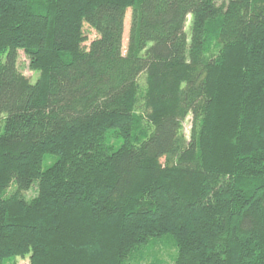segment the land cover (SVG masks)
<instances>
[{"label": "trees", "instance_id": "16d2710c", "mask_svg": "<svg viewBox=\"0 0 264 264\" xmlns=\"http://www.w3.org/2000/svg\"><path fill=\"white\" fill-rule=\"evenodd\" d=\"M167 237L175 264H264V0H0V264Z\"/></svg>", "mask_w": 264, "mask_h": 264}, {"label": "rangeland", "instance_id": "374dc122", "mask_svg": "<svg viewBox=\"0 0 264 264\" xmlns=\"http://www.w3.org/2000/svg\"><path fill=\"white\" fill-rule=\"evenodd\" d=\"M191 21L192 18H188V23L186 26V32L190 36L191 35ZM131 24V10L128 11L125 21V32H124V40H123V47L124 52L127 50L128 47V38H129V30ZM84 33L88 38V42L85 45L86 48H89L90 45L94 40L98 38L97 33L92 30L88 25L84 26ZM19 70L21 74L25 77L30 79L32 82H36L39 75L35 72H32L30 69V62L28 58L25 56L24 53L20 54L19 59ZM140 99L142 98V93L145 92L146 89V77L142 76L140 81ZM140 106L138 109L142 112L143 111V102L140 101ZM184 135L187 139L190 137L191 127H192V117L189 116L187 120L184 122ZM35 191H32L28 194V197H34ZM178 252L175 247V243L171 237L164 238L161 241H155L149 248H147L142 254H136L134 256V262L131 264H154L158 260L161 261L162 264H175V260L177 259ZM12 264H30L29 259H17L16 262Z\"/></svg>", "mask_w": 264, "mask_h": 264}]
</instances>
